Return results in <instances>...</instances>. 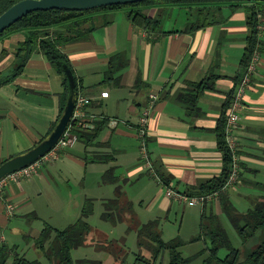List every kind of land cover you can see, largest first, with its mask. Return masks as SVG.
<instances>
[{
  "label": "crops",
  "instance_id": "0c3cea01",
  "mask_svg": "<svg viewBox=\"0 0 264 264\" xmlns=\"http://www.w3.org/2000/svg\"><path fill=\"white\" fill-rule=\"evenodd\" d=\"M174 8L158 4L146 9L150 17L159 16L163 20L159 30L133 25L127 8L121 15L116 12L123 8L101 11L97 15L107 21L106 24L97 27L87 38L63 48L76 80L78 96L86 98L83 116L89 119L83 129L92 133L96 120L105 116L116 119L117 123L110 122L103 127L93 143L86 145L77 138L75 144L84 147L83 157L68 153L72 146L64 148L61 155L85 166L106 164L103 175L114 169L119 182L105 183L103 176L102 182L114 186V195L116 187L122 185L124 198L132 205L133 201L125 195L126 185L132 182L140 184L139 190H146L152 185L149 179L154 177L160 186L189 193L192 188L220 175L223 167L215 128L229 94L236 90L235 76L240 70L248 34L246 13L242 8L233 12L223 8L224 18L220 23L188 31L186 22L189 17L195 20V11L177 6V10L184 12L178 19L180 15L173 16ZM24 38L23 33L16 32L0 39V73H6L11 67L15 49ZM260 38L264 41V24L260 28ZM1 46L6 47L3 56ZM116 54H122L128 64L109 80L106 76L109 61ZM256 56V67L244 88L240 118L234 129L241 175L235 187L225 190L231 201L229 192L247 184L245 172L256 174L264 169V45ZM211 70L218 75L214 88L196 98L191 112L182 96L194 95L190 83L202 82ZM103 92H108V96L103 97ZM63 93L62 76L39 51L32 53L23 72L12 82L0 86V164L47 136L60 116ZM144 109H149L145 140L153 172L139 155L138 126ZM98 154L111 155L114 159L94 161V155ZM49 164H41L37 174L39 179L51 185L41 172ZM119 167H123V173L119 172ZM27 179L7 184L0 193V243L8 240L4 229L11 226L16 212L28 207L30 196L42 195L43 190L35 183L30 186L32 181ZM160 188L151 200L152 210L167 215L181 210L182 217L190 211L195 222L199 221V228L191 230L192 238L199 235L203 213L214 212L222 219L218 194L198 205L168 198L162 192V186ZM86 199L94 202L97 197ZM99 199L104 202L110 198ZM29 214L39 216L33 210L22 216ZM160 218L159 215L153 219L160 221ZM137 220L141 222L138 217ZM41 229L37 225L27 227L24 223H13L10 231L14 235L23 233L34 245L32 239ZM93 233L91 237L98 234ZM111 262L108 260L105 264Z\"/></svg>",
  "mask_w": 264,
  "mask_h": 264
},
{
  "label": "trees",
  "instance_id": "16d2710c",
  "mask_svg": "<svg viewBox=\"0 0 264 264\" xmlns=\"http://www.w3.org/2000/svg\"><path fill=\"white\" fill-rule=\"evenodd\" d=\"M20 0H0V14L10 6ZM163 6H179L194 10L195 20L186 23V30L193 31L206 25L220 23L224 18L223 8H229L230 12L242 8L246 13V24L248 34L246 36V47L243 50L240 60V70L235 76L236 87L241 82L249 65L254 57L261 50L264 41L260 38V28L264 24V1L254 0H145L126 5L106 6L86 11H66L51 9L48 11H34L22 17L19 21L7 28L0 39L8 34L21 32L25 35L15 50V59L6 73H0V86L10 83L20 73L23 72L30 56L33 52H42L50 62L53 69L62 76L64 93L60 106V113L63 110L66 98L70 93V84L66 74V69L70 66L67 55L63 48L71 43L79 42L89 36L97 27L106 24L107 21L99 17V12L116 8H127L128 18L133 25L143 29H161L163 21L159 16L150 17L146 9L158 4ZM145 7V8H144ZM192 16V15H191ZM1 52V56L5 54ZM128 64L127 59L122 54L114 55L108 65L107 79H114L122 69ZM73 72V71H72ZM218 75L214 71L208 73L200 83H190L195 94L183 95L182 99L189 105L192 112L199 97L205 90L214 88V80ZM119 84V82H118ZM77 90V86L75 88ZM78 94V92H77ZM235 91L231 92L228 101L223 109L221 117L215 128L218 148L222 152L223 167L220 175L194 187L187 194L189 197L208 196L218 194L221 201L222 214L228 218L237 230L242 239V248L234 247L227 236V232L214 212L203 213L200 232L197 237L190 242L198 241L203 237L209 238L210 246L204 250L207 255L202 264H264V195L254 203L253 207L246 212H238L232 201L224 190V186L232 172V152L226 142L227 113L234 99ZM79 97V96H78ZM86 103L83 106V110ZM89 119V118H88ZM82 115L72 120L70 130L73 135L87 144L93 143L99 131L110 123V118L103 117L95 122L92 133L86 132L83 125L88 121ZM56 123V122H55ZM55 125V124H54ZM62 151L60 152V155ZM94 161H110L114 159L111 155H94ZM241 172L239 173V177ZM103 182L117 184L119 179L115 175L114 169H109L103 175ZM260 190H264V183L255 182ZM205 202V201H204ZM203 202V203H204ZM94 202L86 199L83 203L80 216L65 228H55L51 224L44 222L39 235L32 239L35 248L45 256L49 264H74L72 251L82 246H86L93 228L88 222L89 216L93 213ZM102 219L111 222L113 225L125 223L126 232L134 230L137 233V252L135 262L132 264H163L159 259L164 252H168V264H192V257H184L180 248L187 241L181 238L164 240L158 219L139 222L133 212L131 201L124 198L122 185H118L113 198L103 202ZM29 217L36 218L35 214ZM125 237L121 239L100 238L93 239L91 245L97 250H104L112 261L109 264H128L130 251L126 247ZM220 248H226L228 253L224 257H219ZM11 256L13 259L11 260ZM9 260H11L9 262ZM82 264H100L101 261L88 259L79 260ZM119 262V263H118ZM0 264H43L40 260H29L25 256L14 254L13 249L0 243Z\"/></svg>",
  "mask_w": 264,
  "mask_h": 264
},
{
  "label": "rangeland",
  "instance_id": "374dc122",
  "mask_svg": "<svg viewBox=\"0 0 264 264\" xmlns=\"http://www.w3.org/2000/svg\"><path fill=\"white\" fill-rule=\"evenodd\" d=\"M174 9L173 16L177 15L178 17V15H180L178 19H181L184 16V12L177 10V6H175ZM123 12L124 8L122 10H117L116 13L117 15H121ZM1 49L6 50V47L1 46ZM72 147L73 148L67 151L68 153L80 157L84 156V147L82 144L78 143L76 145L74 143ZM139 149V155L143 161L141 148ZM143 163L146 164V161L144 160ZM86 166L69 159L66 155H60L57 160L41 169V172L46 176V180H49L51 185H48L39 179L37 172L33 174L34 176H30L28 179L26 178L27 180L32 181L30 182V186L35 183V186L41 188L43 192L42 195L30 196L28 199L30 201L28 207L16 212V217L13 218L11 226L13 223H24L27 227L37 225L43 228L45 225L44 222H48L58 228H65L80 216L81 206L85 198L92 196L97 197V199L94 200L93 213L88 218V222L93 228V234L98 233V236L103 235L109 239H121V237L124 236L126 238V247L130 251L127 262L128 264H132L135 262L134 253L138 250L137 233L134 230L126 232L127 226L124 223L113 225L111 222L104 220L101 217L104 207L102 200L99 198H112L114 196V186L102 182V176L107 169V166L102 163H89ZM117 169L120 173L124 172L123 167ZM244 179L247 184L229 192L233 206L238 212L243 213L246 212L248 208L253 207L256 199L259 200L260 196L264 195V190H260L255 184L257 181L264 183V169H261V171L256 174L247 171L244 173ZM149 180L152 185L146 190H139L138 188L140 187V184H135L133 182L126 185L125 195L133 201V211L135 212L136 217H138L141 222H146L160 215V228L163 239L167 241L173 238H181L182 240L187 241L186 244L180 248L182 255L184 257H192V264H202L207 255L204 250H207V247L210 246L209 238L203 237L198 241L190 242L193 234L191 230L193 228H196V230L199 228V221L195 222V218L190 211H187L184 217L181 215V210L179 213L173 211L168 215L166 212L160 210L153 211L151 200L154 197V194L157 190L159 191L162 186V192H164V195L166 196V188L164 185L160 186L154 177H151ZM32 210L39 214V216H36L38 219H33V217L27 215L22 216L25 213L32 212ZM21 218H23V221L20 220ZM221 218L222 219L220 220H223L221 222L223 223L232 245L234 247L242 248V239L234 228L232 222L223 214H221ZM11 226L7 229L5 228L4 232L6 231V234L8 235L6 245L13 249L14 254L25 256V258L29 260L38 259L43 264H49L45 256L23 236V233L12 234L10 231ZM29 230H27V232ZM97 235L95 234L92 237H89V244L86 246L79 247L72 251L74 264H82L79 262L81 259H88L97 262L101 261L103 264L110 260L108 254L100 252L91 245L93 239L98 238ZM227 253L228 250L226 248H220L218 251L219 257H224ZM13 257L11 256L10 259L12 260ZM11 260H9V262ZM159 260L163 264H168V252H164Z\"/></svg>",
  "mask_w": 264,
  "mask_h": 264
},
{
  "label": "water",
  "instance_id": "95a60500",
  "mask_svg": "<svg viewBox=\"0 0 264 264\" xmlns=\"http://www.w3.org/2000/svg\"><path fill=\"white\" fill-rule=\"evenodd\" d=\"M141 1L145 0H20L0 14V35L22 17L34 11H48L51 9L86 11L100 7L126 5ZM65 72L70 84V93L66 98L63 110L54 127L46 137L32 148L3 161L0 164V181L6 176L35 163L50 152L71 124L78 94L75 90L76 80L73 72L70 69H66Z\"/></svg>",
  "mask_w": 264,
  "mask_h": 264
},
{
  "label": "built area",
  "instance_id": "2783aa9c",
  "mask_svg": "<svg viewBox=\"0 0 264 264\" xmlns=\"http://www.w3.org/2000/svg\"><path fill=\"white\" fill-rule=\"evenodd\" d=\"M257 56L254 57L253 61L249 65L246 73L244 74L241 82L238 84L235 90L234 99L230 105V108L227 113V123H226V142L232 152V172L224 186V190H227L229 188L235 187L237 183H239V173H240V165H239V156L236 152V140L234 137V129L236 128L238 121H239V109L242 106V96L244 92V88L246 84L249 81V75L250 73L255 69L256 67V61ZM103 97L108 96V92L102 93ZM152 99L155 98L154 95L151 96ZM86 103V98L83 96L77 97L74 115L72 120H75L83 115V106ZM149 116V109H144L141 116H140V122L138 126V137L140 140V148H141V155L143 157V161H146V166L149 168L151 172H153V165L149 159V154L147 150V144L145 140L146 136V125L148 121ZM110 122L114 125L117 123L116 119H110ZM70 126L66 129L63 136L60 138L56 146L47 154H45L40 160L36 161L35 163L22 168L8 176H6L4 179L0 181V193L2 189L7 186V184L11 182H19L20 180L26 179L33 174L37 172L38 167L43 163H52L55 160H57L60 156V152L66 148L71 147L76 142L77 136L73 135L70 130ZM215 195V194H214ZM214 195H208V196H202V197H189L187 194L175 190L173 188L166 187V197L172 198L178 201L183 202H190L192 204H202L204 201L210 200ZM13 208L9 207V212H11Z\"/></svg>",
  "mask_w": 264,
  "mask_h": 264
},
{
  "label": "flooded vegetation",
  "instance_id": "af4514ba",
  "mask_svg": "<svg viewBox=\"0 0 264 264\" xmlns=\"http://www.w3.org/2000/svg\"><path fill=\"white\" fill-rule=\"evenodd\" d=\"M192 19V18H191Z\"/></svg>",
  "mask_w": 264,
  "mask_h": 264
}]
</instances>
